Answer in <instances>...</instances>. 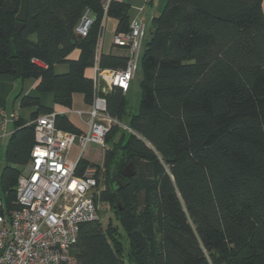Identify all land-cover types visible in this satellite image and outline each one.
Returning <instances> with one entry per match:
<instances>
[{
    "label": "trees",
    "instance_id": "1",
    "mask_svg": "<svg viewBox=\"0 0 264 264\" xmlns=\"http://www.w3.org/2000/svg\"><path fill=\"white\" fill-rule=\"evenodd\" d=\"M263 0H167L153 19L141 56L143 95L131 114L133 132L113 127L103 166L80 158L78 174L95 167L99 200L118 224L82 226L73 253L81 264H264V13ZM0 0V74L38 79L37 91L71 107L73 94L93 101L92 69L104 16L130 30L129 3L111 0ZM95 18L86 36L75 28ZM80 50L77 58L71 53ZM128 56L102 53V69L125 67ZM66 63V72L57 64ZM108 112L126 115V93H103ZM36 119L54 109L24 95ZM59 129L82 131L66 114ZM122 131V132H121ZM36 142L34 124L17 121L2 174L4 206L18 208L16 186ZM16 166H20L19 168ZM130 166L132 175H126ZM104 171L107 187L101 189ZM105 215V213H104Z\"/></svg>",
    "mask_w": 264,
    "mask_h": 264
},
{
    "label": "built area",
    "instance_id": "2",
    "mask_svg": "<svg viewBox=\"0 0 264 264\" xmlns=\"http://www.w3.org/2000/svg\"><path fill=\"white\" fill-rule=\"evenodd\" d=\"M111 0H103L106 11ZM85 11L75 31L86 36L94 22ZM104 19V18H103ZM103 23V21H102ZM147 26L141 20H132L128 32L116 33L114 44L129 50L125 67L102 69L97 60L93 65L94 97L86 110H78L87 129L74 133L56 126L57 113L40 115L35 126L36 142L30 161L18 178L16 198L18 208L0 212V264H81L73 253L83 225L101 221L106 204L99 200L100 190L95 167H87L78 174L80 158L68 159L71 147L78 143L83 151L90 143L106 148V136L113 127L133 132L121 119L108 112L103 93L116 86L127 93L131 81L140 68ZM18 111L6 113L0 109V124L18 121ZM4 201L0 195V209Z\"/></svg>",
    "mask_w": 264,
    "mask_h": 264
},
{
    "label": "crops",
    "instance_id": "3",
    "mask_svg": "<svg viewBox=\"0 0 264 264\" xmlns=\"http://www.w3.org/2000/svg\"><path fill=\"white\" fill-rule=\"evenodd\" d=\"M125 1L129 3V15L130 22L132 20H141L146 26L147 30L151 33L154 30L153 28V19L154 17L160 15L162 12L165 0H119ZM262 10L264 13V0L262 2ZM117 24L118 21L113 17L104 16L102 31L99 37L97 52L98 55L102 53H111L118 56H129L130 52L128 49L124 47L117 46L114 44L113 39L115 34L117 33ZM150 37V39H151ZM149 39V40H150ZM148 41V40H147ZM80 54V50L76 49L71 53V58H77ZM59 69L61 71L66 72L68 70V65L66 63L57 64L55 66V70ZM58 72V71H57ZM89 74L93 75V69L89 70ZM139 77L141 79V75L136 77L131 81V87L129 91L126 93V96L130 93L131 89L136 85V79ZM39 80L35 78H27L24 80L18 79L14 76L7 74H0V109H4L6 113H12L13 111L19 112V120L25 124H31L35 118L33 117V113L37 110L35 106H21V97L24 95L29 96H38L40 98V102L43 106L54 109L53 112L59 114H66L69 119L81 130L84 131L87 129V125L84 122V119H87L86 116L83 118L77 113L78 110H86L90 106L89 103L85 101L84 95L82 93H74L73 94V103L71 107H65L60 104H56L54 102V97L52 93H40L37 91V85ZM139 84V81H137ZM17 121H9L5 126L0 124V195L4 199V191L2 188V174L9 165V162L6 158V150L11 138L12 133L16 129ZM75 146V145H74ZM72 146L73 149L78 150V147ZM84 149L80 151L79 158H85L91 161L85 153H89V150ZM95 163V162H93ZM20 167V166H16ZM25 166H21L20 168L23 170ZM104 215V213H102ZM130 264V263H129Z\"/></svg>",
    "mask_w": 264,
    "mask_h": 264
},
{
    "label": "rangeland",
    "instance_id": "4",
    "mask_svg": "<svg viewBox=\"0 0 264 264\" xmlns=\"http://www.w3.org/2000/svg\"><path fill=\"white\" fill-rule=\"evenodd\" d=\"M165 0V4H166ZM151 37V33L149 32V30L147 31V35L145 37V44L144 46H146V42L147 40H149ZM56 71L58 72H64L61 71L59 69L56 68ZM138 76L141 75V79L139 80V77H137L136 79V85L131 89L130 93L126 96V102H127V111H126V115L121 119V123L123 125H128L129 123V116L131 114H136L139 112V107H140V102L142 99V95H143V89H142V81H143V66L141 65L139 70H138ZM137 81H139V84H137ZM122 132V131H121ZM75 145V146H74ZM73 146L74 147H78V150L73 149L71 147V149L69 150L68 153V159L70 161H77L79 159L78 155H80V151H81V146L78 145V143H75ZM110 146V145H109ZM108 145L106 146L109 147ZM105 147H103L102 145L96 144V143H90L88 145V150L89 153H85L86 156H88V158L95 162L97 165L103 166L104 164V154H105ZM100 183L99 186L101 189H105V187H107V180L106 177L104 175V171L100 173ZM110 223L113 224H118L117 218L115 217L113 211L111 209H109V205L106 204L105 207V215L102 221V225L108 226ZM127 264H129V262H127Z\"/></svg>",
    "mask_w": 264,
    "mask_h": 264
},
{
    "label": "water",
    "instance_id": "5",
    "mask_svg": "<svg viewBox=\"0 0 264 264\" xmlns=\"http://www.w3.org/2000/svg\"><path fill=\"white\" fill-rule=\"evenodd\" d=\"M27 7H28V0H22L21 3V8H20V12L17 15V30L19 31L25 24V21L27 19ZM11 63L14 67V72H15V76L16 78H20L21 76V69L19 67V61L17 59H13L11 60ZM133 169H130V166H127L125 169V174L126 175H132L133 174Z\"/></svg>",
    "mask_w": 264,
    "mask_h": 264
}]
</instances>
